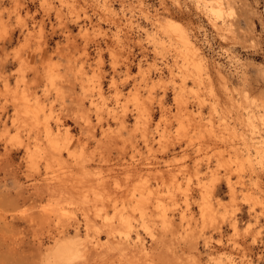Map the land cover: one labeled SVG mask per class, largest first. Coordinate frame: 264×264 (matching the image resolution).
<instances>
[{"label":"rangeland","instance_id":"obj_1","mask_svg":"<svg viewBox=\"0 0 264 264\" xmlns=\"http://www.w3.org/2000/svg\"><path fill=\"white\" fill-rule=\"evenodd\" d=\"M219 1L0 0V264H264V0Z\"/></svg>","mask_w":264,"mask_h":264},{"label":"bare ground","instance_id":"obj_2","mask_svg":"<svg viewBox=\"0 0 264 264\" xmlns=\"http://www.w3.org/2000/svg\"><path fill=\"white\" fill-rule=\"evenodd\" d=\"M198 2L200 3V4H203V5H207L208 3L210 4V8L208 9L209 10V12H210V14L211 15H213L215 18L216 17H219L220 15V13H221V11L223 10V8H222V5H221V2L219 1V0H198ZM154 22V21H153ZM156 22H158L159 23V20H156L155 19V23ZM212 24L213 25H215L216 26V24H215V21L214 22H212ZM164 29H165V31H166V33H167V36H168V41H171V43H173L174 45H176V54H177V56L179 55L180 56V58H181V60H182V64H181V66L184 68V71L185 72H188V68L190 67V66H192L193 68H194V70H196V71H199V69H201V67L202 66H205V62L204 61H202L203 59L201 58V56H200V51L198 50L199 48L198 47H196L194 44H193V42L192 41H190V39H189V35L187 36V34H185L182 30H180L179 29V27L177 26V25H175L174 23H172L170 20H168V21H166V24H165V26H164ZM261 73H262V75H264V68H262L261 67V71H260ZM221 78V77H220ZM193 79V78H192ZM224 79V78H223ZM195 81V80H194ZM222 84H225L224 82L222 83V81H221V86H222ZM226 87V86H225ZM228 88V87H227ZM216 93V92H215ZM12 95V94H11ZM18 95V94H17ZM25 96H26V94H25ZM10 97V96H9ZM12 97V96H11ZM23 97V96H22ZM241 99V98H240ZM11 100V99H10ZM16 100V99H15ZM20 100V99H19ZM181 101V98H176V103H178V102H180ZM243 101V100H242ZM242 101H240V102H242ZM248 101V100H247ZM24 102V101H23ZM238 102V101H237ZM14 103V102H13ZM25 103V102H24ZM27 103V102H26ZM25 103V104H26ZM235 103V102H234ZM248 104H249V102H248ZM17 105H18V103H17ZM28 105V104H27ZM33 106V105H32ZM234 106V105H233ZM15 109V108H14ZM19 114V113H18ZM235 116V115H234ZM13 117V116H12ZM241 117V116H240ZM20 118V117H19ZM25 121V120H24ZM27 121V120H26ZM88 121H90V120H88ZM238 121V120H237ZM31 127H32V125H31ZM226 127V126H225ZM243 127V126H242ZM33 129L35 128V127H32ZM86 128V127H85ZM31 129V128H30ZM88 131V130H87ZM69 135H71V134H69ZM108 138H110L109 136H108ZM35 139H36V136H35ZM107 139V138H106ZM43 140V139H42ZM37 143V142H36ZM40 144V143H39ZM59 144H60V142H59ZM42 146V145H41ZM42 149V148H41ZM72 150V149H71ZM90 150V149H89ZM43 151V150H42ZM28 153V152H27ZM99 154V153H98ZM260 154H261V156H260V158H264V149H261L260 150ZM66 157V156H65ZM62 158V157H61ZM96 158V157H95ZM59 159V158H58ZM74 161V160H73ZM73 161H71V162H73ZM48 162V161H47ZM89 162V161H88ZM101 162V161H100ZM59 164H61V163H59ZM59 166V165H58ZM84 166V165H83ZM95 166V165H94ZM128 166V165H127ZM52 167V166H51ZM56 167V166H55ZM91 167V166H90ZM52 169H54V167H52ZM99 169V168H98ZM62 171L63 169H59V171ZM95 170H96V168H95ZM97 171V173H98V170H96ZM57 172V171H56ZM66 172H68L67 170H66ZM100 172V171H99ZM71 173V172H70ZM63 174H64V172H63ZM66 174V173H65ZM100 174V173H99ZM103 174V173H102ZM73 175V174H72ZM95 175V174H94ZM97 176H95V178H96ZM72 180V179H71ZM97 180V179H96ZM98 180H99V178H98ZM100 180H101V178H100ZM103 180H101L100 182H102ZM111 181V180H110ZM115 181V180H114ZM116 182V181H115ZM52 183V182H51ZM111 183V182H110ZM112 185V184H111ZM64 186V185H63ZM99 186V185H98ZM113 186V185H112ZM115 187V186H114ZM45 189H46V187H44ZM90 188V187H89ZM113 188V187H112ZM50 190V189H49ZM48 190V191H49ZM92 190V189H91ZM100 190V189H99ZM102 190L103 189H101V192H102ZM117 190V189H116ZM145 190V189H144ZM47 191V192H48ZM59 191V190H58ZM104 191V190H103ZM54 192V191H53ZM93 194H99V191L98 192H96V191H93ZM92 194V196L90 197L91 199H92V197L94 196ZM101 194V193H100ZM91 195V194H90ZM72 197V196H71ZM71 197H69V198H71ZM87 197V196H86ZM94 198V197H93ZM96 198V197H95ZM95 198H94V200H95ZM98 199H99V197H97ZM96 198V199H97ZM106 198V197H105ZM83 200H84V198H83ZM69 201V200H68ZM99 201V200H98ZM101 202V201H100ZM104 203H101V206L103 207L104 205H103ZM90 205V204H89ZM93 207V206H92ZM91 207V208H92ZM90 209V208H89ZM94 209V208H93ZM97 209H99V208H97ZM96 209V210H97ZM92 211V210H91ZM52 212H53V210H52ZM88 212V211H87ZM54 214H55V212H53ZM89 213V212H88ZM52 214V213H51ZM93 214H95V213H93ZM103 214V213H102ZM124 214V213H123ZM204 215L205 216H211L212 214H211V212L208 210H206L205 212H204ZM47 217H49V216H47ZM95 217V216H94ZM102 217V216H101ZM128 217V216H127ZM97 218V217H96ZM131 218V217H130ZM86 220H87V217L85 218ZM84 219V220H85ZM95 219V218H94ZM54 220H55V218H54ZM59 220H60V218H59ZM108 221V220H107ZM99 222V221H98ZM109 222V221H108ZM108 222H105L103 225H104V227H106L105 226V224H107ZM86 223V222H85ZM164 223V222H163ZM88 224V223H87ZM99 225H101L100 223H99ZM109 225V224H108ZM102 226V225H101ZM166 226V225H165ZM60 227V226H59ZM111 227V226H110ZM126 227V226H125ZM167 227V226H166ZM106 228H108V227H106ZM110 231V230H109ZM67 231H62V233H60V234H58L54 239H52L53 241H52V244L50 245V246H48V247H46V248H44V250L46 251V257H45V259H44V262H43V264H76V262H75V260H77V259H80V258H82L83 256H84V254L86 253V255L87 254H89L90 253V251H89V253H87L88 252V250L89 249H93V250H97V249H99V247L101 246V242H100V240L99 239H94V241L92 240V241H88V240H90V239H87V237H83V236H80L79 235V232H78V230L77 229H74V231L72 232V234H69V232H67ZM111 232V231H110ZM49 234V233H48ZM105 234H106V236L108 235V233H106L105 232ZM153 235H151V237H152ZM117 237V236H116ZM46 238V237H45ZM150 239V238H149ZM43 242V241H42ZM88 242H91L90 244H87ZM160 242H161V240H160ZM38 245V244H37ZM44 245V244H43ZM42 246V245H41ZM39 247V245L37 246V248ZM102 248H104L103 246H101ZM107 247V246H106ZM101 248V249H102ZM210 249V248H209ZM212 249V248H211ZM43 250V249H42ZM104 250L106 251L107 250V248L105 249L104 248ZM109 250V249H108ZM146 249H144V252H146L145 251ZM39 252V251H38ZM85 252V253H84ZM92 252V251H91ZM93 252H95V251H93ZM92 252V253H93ZM159 252V251H158ZM92 253H90L91 255H92ZM96 253V252H95ZM98 254L100 253L99 251L97 252ZM104 253V252H103ZM102 252H101V254H100V256L101 255H104ZM94 254V253H93ZM98 254H96V255H98ZM145 254H147V253H145ZM153 254V253H152ZM161 254V253H160ZM96 255L94 254V256L96 257ZM116 255V254H115ZM154 255V254H153ZM90 256V255H89ZM88 256V257H89ZM105 256V255H104ZM86 257V256H85ZM87 257V258H88ZM109 257V256H108ZM147 257V256H146ZM153 257V256H152ZM152 257H151V259H150V257L148 258V259H150V261L152 260ZM160 257V256H159ZM162 257V256H161ZM167 257V256H166ZM189 257H191V256H189ZM110 258V257H109ZM93 259V258H92ZM159 259V258H158ZM165 258L163 257V260H164ZM190 259V258H189ZM88 260H89V258H88ZM87 260V261H88ZM90 260H91V256H90ZM162 260V259H161ZM86 261V262H87ZM157 261V260H156ZM80 262H83V264H84V261L82 260V261H80ZM151 262H153V261H151ZM155 262V261H154ZM162 262V261H161ZM170 261H168V263H169ZM107 263V262H106ZM165 263H167V262H165ZM164 263V264H165ZM80 264V263H79ZM151 264V263H150ZM176 264V263H175Z\"/></svg>","mask_w":264,"mask_h":264}]
</instances>
